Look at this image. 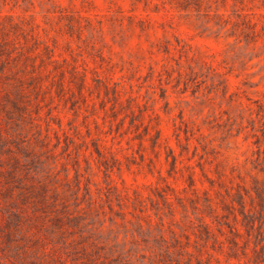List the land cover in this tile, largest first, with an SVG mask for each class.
Instances as JSON below:
<instances>
[{
    "label": "rangeland",
    "instance_id": "1",
    "mask_svg": "<svg viewBox=\"0 0 264 264\" xmlns=\"http://www.w3.org/2000/svg\"><path fill=\"white\" fill-rule=\"evenodd\" d=\"M8 16L57 61L18 108L0 80V264H254L255 243L264 262V0Z\"/></svg>",
    "mask_w": 264,
    "mask_h": 264
},
{
    "label": "trees",
    "instance_id": "2",
    "mask_svg": "<svg viewBox=\"0 0 264 264\" xmlns=\"http://www.w3.org/2000/svg\"><path fill=\"white\" fill-rule=\"evenodd\" d=\"M9 20L8 24L0 23V80L3 85V98H5L14 108L20 106L19 101L25 95V85L30 86L32 91L37 94L41 91V80L44 75L41 73L40 67L47 63L57 61L54 59V51L47 44L43 43L41 49L35 52L40 46L34 44L33 47L22 46L15 33H9L15 28V24L10 22V17H5ZM37 45V46H36ZM38 58L37 64L34 60ZM259 193V194H258ZM258 196H262L257 191ZM253 226L248 225V229L252 230ZM239 233L238 231L236 234ZM260 233V232H259ZM238 236V234H237ZM256 246L253 247L254 264H264L263 260H259V255L256 254ZM243 255L245 253L243 252Z\"/></svg>",
    "mask_w": 264,
    "mask_h": 264
}]
</instances>
